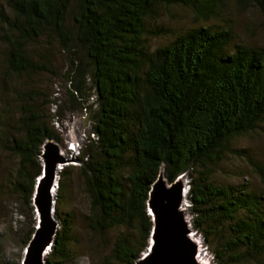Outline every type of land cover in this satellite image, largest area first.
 Masks as SVG:
<instances>
[{
	"label": "trees",
	"instance_id": "16d2710c",
	"mask_svg": "<svg viewBox=\"0 0 264 264\" xmlns=\"http://www.w3.org/2000/svg\"><path fill=\"white\" fill-rule=\"evenodd\" d=\"M238 1L264 13V0ZM170 3L190 8L206 24L150 50L146 37L164 29L148 30L145 19ZM6 5L10 15L0 6V19L7 29L2 38L8 72L40 70L25 48L42 36L70 53L81 47L90 64L96 108L74 95L84 97L82 64L69 73V95L92 120L76 157L90 201L88 226L121 229L105 264H137L143 255L153 227L147 201L161 171L168 183L187 175L192 227L214 243L217 264H247L264 256L263 197L245 185L210 180L211 165L226 152L240 151L231 148V139L264 120V46L236 41L224 0H6ZM25 104L17 120L20 134L8 148L19 160L14 188L34 212L42 146L48 139L61 145L62 139L39 108ZM253 164L264 178L263 166ZM70 167H62L59 177L67 178ZM61 187L60 179L57 190ZM60 225L46 264L70 260L69 219Z\"/></svg>",
	"mask_w": 264,
	"mask_h": 264
},
{
	"label": "rangeland",
	"instance_id": "374dc122",
	"mask_svg": "<svg viewBox=\"0 0 264 264\" xmlns=\"http://www.w3.org/2000/svg\"><path fill=\"white\" fill-rule=\"evenodd\" d=\"M224 2L225 15L232 22L236 41L249 46H264V13L248 3L239 4L238 0ZM0 6L10 15L6 0H0ZM210 22L216 23V18ZM145 23L148 30L164 29L146 37L150 50L196 25L206 24L202 20L197 21L190 8L176 3L156 7L155 12L146 17ZM4 33L7 29L0 19V264L23 263L28 241L37 224L34 212L24 204L21 193L14 188L19 160L8 148L12 139L20 134L17 120L20 110L26 105L25 100L39 108L62 139L60 151L69 158L59 165L57 171V187L60 179L64 187L56 190L54 204L58 229L65 217L71 225L68 239L70 260L65 264H105L110 261L115 238L121 229L94 231L88 226L90 201L76 157L87 142L92 120L88 110L71 104L69 95L72 91L69 73L75 65L82 64L86 68L84 97L75 92L74 95L96 108V89L90 78V64L84 50L80 47L70 53L62 49L57 40L42 36L25 48L40 70L10 73L6 67L8 47L2 38ZM29 97L33 98L29 100ZM230 144L232 149L240 151L226 152L222 159L211 165L210 180L217 185H245L248 191L264 199V178L253 164L258 163L264 168V120L253 130L232 138ZM62 167H70L67 178L59 177ZM176 182L183 188L181 209L192 228V237L198 241L202 256L207 255L212 261L214 243L204 241V233L192 227L193 215L187 200L189 179L187 175H181ZM223 232L226 233V229ZM128 233L134 234L132 229ZM258 259L247 264H264V256ZM216 261L214 258V264L218 263Z\"/></svg>",
	"mask_w": 264,
	"mask_h": 264
},
{
	"label": "water",
	"instance_id": "95a60500",
	"mask_svg": "<svg viewBox=\"0 0 264 264\" xmlns=\"http://www.w3.org/2000/svg\"><path fill=\"white\" fill-rule=\"evenodd\" d=\"M40 158L42 171L36 180L33 206L40 214L25 251L22 264H44V251L49 250L58 230L54 216L53 189L57 187L59 165L69 158L60 151L59 144L46 140ZM160 172L152 184L147 201L151 216L149 244L137 264H203L197 260V243L190 236L191 227L181 209L183 188L175 181L168 183Z\"/></svg>",
	"mask_w": 264,
	"mask_h": 264
},
{
	"label": "built area",
	"instance_id": "2783aa9c",
	"mask_svg": "<svg viewBox=\"0 0 264 264\" xmlns=\"http://www.w3.org/2000/svg\"><path fill=\"white\" fill-rule=\"evenodd\" d=\"M190 236L192 237L193 234L190 233ZM192 238H193V237H192ZM194 240H195V239H194ZM195 241H196V243H198L197 240H195ZM204 241H205V240H204ZM204 241H203V242H204ZM198 246H199V244H198ZM196 257H197V260H198V261H200V262H202V263H204V264H214V258L212 257V261H211L210 257H208L207 255H203V256H202V253L200 252L199 248H197V254H196Z\"/></svg>",
	"mask_w": 264,
	"mask_h": 264
},
{
	"label": "bare ground",
	"instance_id": "6f19581e",
	"mask_svg": "<svg viewBox=\"0 0 264 264\" xmlns=\"http://www.w3.org/2000/svg\"><path fill=\"white\" fill-rule=\"evenodd\" d=\"M41 163H42V160H41ZM58 170H59V168H58ZM161 173H162V171H161ZM161 177H163V175L161 176ZM56 187L53 189V199H54V202H55V195H56ZM53 206H54V204H53ZM34 216H35V219L37 220L36 221V223H38V222H40L39 220H38V218H40V214L38 213V211L37 210H35V208H34ZM36 225V224H35ZM49 253V250L47 249V250H45L44 251V254H43V257H45L47 254ZM204 264V263H203Z\"/></svg>",
	"mask_w": 264,
	"mask_h": 264
}]
</instances>
